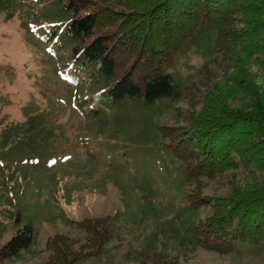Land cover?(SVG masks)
<instances>
[{
    "label": "rangeland",
    "instance_id": "obj_1",
    "mask_svg": "<svg viewBox=\"0 0 264 264\" xmlns=\"http://www.w3.org/2000/svg\"><path fill=\"white\" fill-rule=\"evenodd\" d=\"M92 1L124 11L140 3ZM46 2L14 0L9 12L0 10V246L28 223L35 235L31 247L0 264H46L47 242L56 234L75 238L76 250L91 248L76 224L88 218H110L112 237L101 256L78 264H264V243L236 241L228 252H216L184 249L172 238L212 212L207 205L189 206L184 163L168 133L202 109L206 84L222 83L231 72L220 67L223 56L216 61L217 29L181 48L165 67L185 90L184 101L126 98L85 114L77 104L90 91L88 78L75 72L68 49L56 51L54 40L46 39ZM249 69L264 88L263 69L254 62ZM163 124L169 137L160 131ZM263 179V172L241 170L233 181L244 190ZM201 180L202 188L190 187L192 201L231 192L226 180Z\"/></svg>",
    "mask_w": 264,
    "mask_h": 264
},
{
    "label": "trees",
    "instance_id": "obj_2",
    "mask_svg": "<svg viewBox=\"0 0 264 264\" xmlns=\"http://www.w3.org/2000/svg\"><path fill=\"white\" fill-rule=\"evenodd\" d=\"M13 4L14 0H0V10L9 12ZM126 5L127 11L92 0L44 4L46 39L54 40L56 51L69 50L73 69L90 84L77 108L99 114L105 105L113 107L126 98L141 97L147 103L163 98L184 101L185 90L165 67L181 48L208 29H217L216 61L223 56L220 67L231 72L222 83L206 84L202 109L189 113L187 126L169 127L172 133L167 125L160 126L164 137L168 133L174 138L170 145L184 163L189 206L212 207L211 214L172 238L184 249L216 252H228L236 241L264 243V179L244 190L233 181L241 170L264 173V88L256 85L249 69L254 62L264 71V0H140L138 6ZM236 21L243 26L238 28ZM119 53L127 54L118 58ZM174 109L181 115L178 106ZM202 178L226 180L231 192L200 195L198 202L192 201L190 187L202 188ZM76 224L88 233L85 242L93 243L91 248L83 244L76 250L75 238L56 234L47 242L46 264H78L87 256L104 253L112 237L110 218H88ZM34 236L32 224L18 228L0 246V261L20 256L31 247ZM160 261L177 264L173 259Z\"/></svg>",
    "mask_w": 264,
    "mask_h": 264
}]
</instances>
